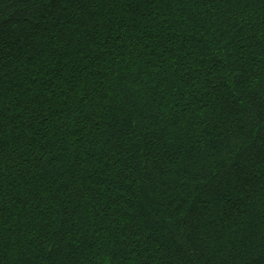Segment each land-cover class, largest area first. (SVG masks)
Instances as JSON below:
<instances>
[{"label": "trees", "instance_id": "16d2710c", "mask_svg": "<svg viewBox=\"0 0 264 264\" xmlns=\"http://www.w3.org/2000/svg\"><path fill=\"white\" fill-rule=\"evenodd\" d=\"M0 264H264V0H0Z\"/></svg>", "mask_w": 264, "mask_h": 264}]
</instances>
